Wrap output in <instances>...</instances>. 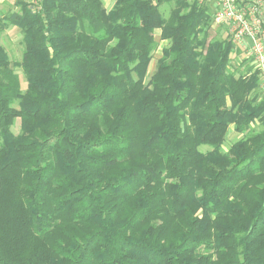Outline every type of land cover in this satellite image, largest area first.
Here are the masks:
<instances>
[{
    "label": "trees",
    "instance_id": "trees-1",
    "mask_svg": "<svg viewBox=\"0 0 264 264\" xmlns=\"http://www.w3.org/2000/svg\"><path fill=\"white\" fill-rule=\"evenodd\" d=\"M39 2L0 46V264H264V98L206 4Z\"/></svg>",
    "mask_w": 264,
    "mask_h": 264
},
{
    "label": "built area",
    "instance_id": "built-area-1",
    "mask_svg": "<svg viewBox=\"0 0 264 264\" xmlns=\"http://www.w3.org/2000/svg\"><path fill=\"white\" fill-rule=\"evenodd\" d=\"M36 5L40 0H29ZM215 23L226 24L230 41L252 61L264 98V0H214Z\"/></svg>",
    "mask_w": 264,
    "mask_h": 264
},
{
    "label": "rangeland",
    "instance_id": "rangeland-1",
    "mask_svg": "<svg viewBox=\"0 0 264 264\" xmlns=\"http://www.w3.org/2000/svg\"><path fill=\"white\" fill-rule=\"evenodd\" d=\"M199 2H204L206 4V6L208 7L210 18L212 19L214 11H215V1L214 0H199ZM112 4H113V0H101V6H103L105 9L111 8ZM28 6H29V8H31L33 10H36V8H37L36 5L31 3V1H30V4ZM172 7H173L172 2L161 4L159 6V10H160L161 15L163 17H167L169 15L170 9ZM8 26H9V23H7V22H5L3 24L1 23L0 24V32H4ZM207 31H208L209 39H220V40L228 39L230 41L228 26L226 24H219V23H215L214 20H213V22L210 20V25L208 26ZM17 32L19 34L21 33V37L19 36L20 38L19 37H18L19 39L17 38L18 40L16 39L15 35H11L13 38L12 40L9 38H1L0 37V43L3 44L7 48V51L10 54V56H9L10 60H14V61L20 60L21 55H22V50H23V39H22L23 34L18 29H17ZM154 39H155L156 45H155V48L153 49V52H152V58H151L150 64H149L147 72H146L145 81L148 80L149 76L151 75L152 71L154 70L156 61L161 56L163 48H165L168 45V43L161 40L157 36V34L154 36ZM230 61H231V64H230L231 69L237 68L238 70H240L242 72H245L248 68L251 69L249 62L244 60L243 57L239 54L234 55L233 58L230 59ZM15 71L19 75L21 88L24 89L26 86V80H25L24 74H23L20 67H16ZM258 91H259V82H258ZM15 122H14V125L12 126L13 131H16L15 126L16 127L20 126V120L19 119L15 120ZM231 126L229 128L226 140L221 147L222 151H227L229 145L241 136L239 134L234 133ZM251 129L252 130H259V129H261V125L258 123H252ZM200 149L202 151H207L210 148L207 145H203V146H200Z\"/></svg>",
    "mask_w": 264,
    "mask_h": 264
},
{
    "label": "crops",
    "instance_id": "crops-1",
    "mask_svg": "<svg viewBox=\"0 0 264 264\" xmlns=\"http://www.w3.org/2000/svg\"><path fill=\"white\" fill-rule=\"evenodd\" d=\"M19 1L20 0H0V24L2 23H5V22H7L6 21V17L8 16V14H10V13H12V12H16V11H18L19 10V7H20V5H19ZM27 0H25V2H26ZM8 23V22H7ZM17 29L19 30V31H21L19 28H17L16 26H13V25H10L9 24V26L5 29V31L4 32H0V37L1 38H9V39H13L12 38V36L11 35H15L16 36V39L20 36L21 37V33L19 34L18 32H17ZM157 34V36L159 37L160 36V29H155L154 30V36ZM19 37V38H20ZM18 38V39H19ZM160 38V37H159ZM17 39V40H18ZM163 41H165V42H167L166 40H163ZM168 43V42H167ZM0 46L1 47H3L4 49H5V51H6V53L8 54V56H10V54L8 53V51H7V48L3 45V44H1L0 43ZM236 54H239V55H241L242 57H243V59L244 60H246V61H248L249 62V64H250V66H251V69L253 70V71H255V67H254V65L252 64V61L245 55V53L242 51V50H240L239 48H234L233 47V50H232V52L230 53V59L231 58H233V56L234 55H236ZM242 59V58H241ZM230 69H231V66H230ZM17 120V119H16ZM16 123V122H15ZM256 123H258L259 124V122H256ZM14 125V124H13ZM15 130L16 131H13V129H12V127H11V130L13 131V133L14 134H17L18 132H19V128H20V126H18V127H16L15 126ZM230 128V127H229ZM231 128H232V130H233V126H231ZM234 132V131H233ZM234 133H236V132H234ZM236 134H239V135H242V134H240V133H236ZM228 135V134H227ZM241 137V136H240ZM239 137V138H240ZM238 139V138H237ZM230 146V145H229Z\"/></svg>",
    "mask_w": 264,
    "mask_h": 264
}]
</instances>
